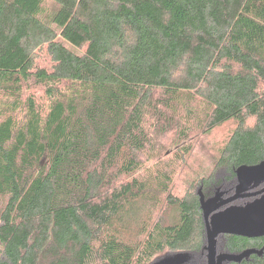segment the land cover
<instances>
[{
	"label": "trees",
	"instance_id": "trees-1",
	"mask_svg": "<svg viewBox=\"0 0 264 264\" xmlns=\"http://www.w3.org/2000/svg\"><path fill=\"white\" fill-rule=\"evenodd\" d=\"M223 126L175 193L191 136ZM263 163L264 0H0V264H206L198 191ZM215 250L264 264V237Z\"/></svg>",
	"mask_w": 264,
	"mask_h": 264
},
{
	"label": "water",
	"instance_id": "water-1",
	"mask_svg": "<svg viewBox=\"0 0 264 264\" xmlns=\"http://www.w3.org/2000/svg\"><path fill=\"white\" fill-rule=\"evenodd\" d=\"M252 170L237 172V180L242 181L245 190L251 182L252 171H260L264 174V163L256 165ZM250 181V182H249ZM249 187V186H248ZM243 189H237L233 196L221 199L217 194L215 198L205 200L201 190L198 191L201 210L203 213L206 241H207V263L223 264L224 262H240L249 256L252 251H244L240 254H216L215 240L220 235H232L245 238L264 237V204H259L251 210L246 211L240 207H229L225 211L219 210L238 199H247L264 194V187L256 192L247 193Z\"/></svg>",
	"mask_w": 264,
	"mask_h": 264
},
{
	"label": "rangeland",
	"instance_id": "rangeland-1",
	"mask_svg": "<svg viewBox=\"0 0 264 264\" xmlns=\"http://www.w3.org/2000/svg\"><path fill=\"white\" fill-rule=\"evenodd\" d=\"M228 129L229 128L226 126L219 127L207 137L191 136L188 141V144H190L191 146V152L189 156L185 158L184 165H182L177 170V175L174 180L173 191L175 193L183 194V192L187 188V184L189 181H191L192 183H196V189L199 188L200 182H197V179L201 175L206 176L210 174V155L212 154V151L216 149L217 146L226 137ZM155 146L157 149V154L162 157L163 161H166L170 155L174 154V137L172 135L162 137V139L159 140L158 143L155 144ZM243 170H239L238 172ZM221 178L223 179V177ZM216 182L217 185H221L223 181L220 182L217 178ZM225 182L226 185L230 184V182L227 180H225ZM262 201V199H258L254 203H238V206L231 207H240L245 209L246 211H249L253 207L262 204ZM220 243L222 242L220 241ZM191 255L194 254L184 252H164L158 255L151 264H188L192 261Z\"/></svg>",
	"mask_w": 264,
	"mask_h": 264
},
{
	"label": "flooded vegetation",
	"instance_id": "flooded-vegetation-1",
	"mask_svg": "<svg viewBox=\"0 0 264 264\" xmlns=\"http://www.w3.org/2000/svg\"><path fill=\"white\" fill-rule=\"evenodd\" d=\"M250 181H249L250 183L248 184L249 187L247 186L248 189H246L247 191L245 190V185L242 181H238L237 185L235 186V191L237 189H240V188L245 190L247 193H252V192H256V191L261 190L264 187V184H263L264 174L261 173L260 171H252V174L250 176ZM228 191H230V194L225 195L221 189L217 188L214 191V195L212 197H209V198L204 197V198H205V200L213 199V198H215V196L217 194H219L220 198L223 200V199H226V198L233 196L235 194V191L232 193L231 188H228ZM221 194H223V195H221ZM248 199L251 200L250 203H254L256 200L262 199L263 200L262 204H264V194L257 196V197H253V198H247V200ZM238 200H246V199H238Z\"/></svg>",
	"mask_w": 264,
	"mask_h": 264
}]
</instances>
